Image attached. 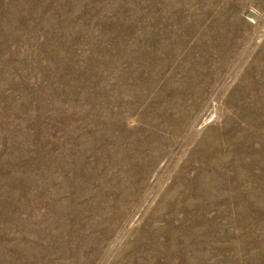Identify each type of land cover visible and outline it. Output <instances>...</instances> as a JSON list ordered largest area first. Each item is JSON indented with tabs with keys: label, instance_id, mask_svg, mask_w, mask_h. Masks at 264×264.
Instances as JSON below:
<instances>
[{
	"label": "rangeland",
	"instance_id": "374dc122",
	"mask_svg": "<svg viewBox=\"0 0 264 264\" xmlns=\"http://www.w3.org/2000/svg\"><path fill=\"white\" fill-rule=\"evenodd\" d=\"M0 264H264V0H0Z\"/></svg>",
	"mask_w": 264,
	"mask_h": 264
}]
</instances>
